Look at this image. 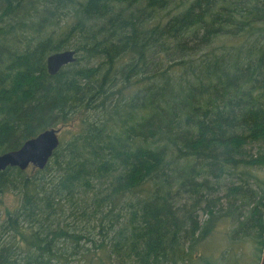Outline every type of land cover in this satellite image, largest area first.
<instances>
[{
  "label": "trees",
  "instance_id": "obj_1",
  "mask_svg": "<svg viewBox=\"0 0 264 264\" xmlns=\"http://www.w3.org/2000/svg\"><path fill=\"white\" fill-rule=\"evenodd\" d=\"M75 121L0 173V264H259L264 0H0V154Z\"/></svg>",
  "mask_w": 264,
  "mask_h": 264
},
{
  "label": "water",
  "instance_id": "obj_2",
  "mask_svg": "<svg viewBox=\"0 0 264 264\" xmlns=\"http://www.w3.org/2000/svg\"><path fill=\"white\" fill-rule=\"evenodd\" d=\"M75 60V50L55 52L47 58L48 70L51 74H56L63 66ZM60 127L49 128L28 139L20 148L0 154V173L8 167H19L24 170L32 165L40 169L45 168L60 146ZM259 264H264V247Z\"/></svg>",
  "mask_w": 264,
  "mask_h": 264
},
{
  "label": "rangeland",
  "instance_id": "obj_3",
  "mask_svg": "<svg viewBox=\"0 0 264 264\" xmlns=\"http://www.w3.org/2000/svg\"><path fill=\"white\" fill-rule=\"evenodd\" d=\"M75 124V126H74ZM74 124L68 125V126H61L60 127V135L62 133L65 134V136H68L67 132L69 130H75L77 122L75 121ZM256 152V149L253 151ZM29 169H32V165L29 166ZM258 174V179L264 180V167L257 168L255 170ZM220 195H222L220 193ZM223 196V195H222ZM2 202L0 203V219L4 217L6 214V209H14L19 202L18 196L14 195L13 193H7L4 196H2ZM202 216V219L206 217L204 213H200ZM72 220V219H70ZM232 224L229 220H222L216 227V230L212 237L214 236V239L210 241V247L212 251L215 253L216 256L222 255L223 251L228 247V239H227V232L230 231V228H232ZM98 238V237H97ZM248 242L243 245L241 250L234 251L231 250L228 257L226 259L228 260H238L239 264H256L257 262V251H254L255 244L252 245ZM90 246V245H88ZM253 255V256H252ZM223 258H225V254L222 255ZM68 264H82L78 261V257L76 255H69L68 256ZM232 264V263H228Z\"/></svg>",
  "mask_w": 264,
  "mask_h": 264
}]
</instances>
